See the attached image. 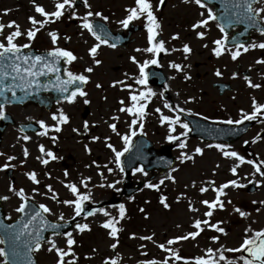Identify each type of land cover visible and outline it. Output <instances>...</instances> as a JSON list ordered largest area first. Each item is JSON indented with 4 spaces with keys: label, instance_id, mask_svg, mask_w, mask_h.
I'll list each match as a JSON object with an SVG mask.
<instances>
[{
    "label": "snow or ice",
    "instance_id": "6c2138e0",
    "mask_svg": "<svg viewBox=\"0 0 264 264\" xmlns=\"http://www.w3.org/2000/svg\"><path fill=\"white\" fill-rule=\"evenodd\" d=\"M165 0H159L160 5H163ZM184 3H190L194 2L196 5H198L202 9H207V19H201L197 23L193 25V30L202 28L208 25L209 21L216 20V15L212 12L210 8L207 7V4L203 2V0H183ZM260 0H243V3H234V8H244V15L241 17L240 13H236L237 19L235 22L242 23L244 21H247L248 24L252 27L258 26V18L261 17V14H264V7L259 8L258 10L253 7L254 4L259 3ZM83 6L88 9L86 14L82 17H77L75 13V7L77 4V0H56L55 3V10L54 11H47L44 6L40 4H36L35 0H33L34 10L35 12L42 18L40 20H37L34 16H30L29 22L32 25V28L28 29L26 32H22L20 29V26L15 22L11 21L7 25L0 23V36L3 37V40H0V95H3L5 91H10L12 93V96H16V88H19L21 91L27 92L28 89H31L33 87L40 89L44 88L45 90H48L49 85L44 84L41 85L39 83V77L42 76H48L49 74H56L55 76V83L52 84V87L55 88L57 91H59L62 94H66L63 96V100L66 101L69 104H73L76 101V98L79 97H86L88 93L84 91V89L81 87L82 85H87L89 83V76L80 73V74H74L72 71L68 69H64V74L67 77V79H61V76L58 74L61 69L59 67L60 61L64 60L66 64H72L74 61L78 59L76 55L73 54L72 51H69L67 49L55 47L51 51H48L46 55H31V54H23L22 49H28L31 47L30 43H25L23 45H18L15 41L17 38L26 35L27 39L29 41H32L36 38L37 33L41 31V29L44 28L45 25L49 23H55L56 21L60 20L62 17L65 16V13L68 12L70 14V17L73 19H80L82 21L80 27L83 30H86L88 33H90L97 43L90 48L89 54L93 59V62L96 66H99L101 61L96 59V56L98 54V49L101 47V45H106L109 48H116L115 43H109V39L105 38L108 36L106 29L103 25L95 24L93 22V17L99 18L101 21H104L105 23L108 21V17L103 15L99 11H92L91 5L89 4V0H82ZM158 10V9H157ZM128 15L126 18L119 21V23L123 26V28L127 29L130 24H132L133 21L139 20L142 17L146 19V30H147V40L149 47L140 49L137 48V52H147L152 54V58L148 60H144L142 63L137 61L136 57H131V60L134 64L137 65L139 70V76L138 77H130L129 79H134V83L136 85L144 86L146 90L135 92L132 91V86L125 83V81H116L112 85L115 87L117 84L124 85L127 87L130 91V106H123L125 104L124 100L120 101V104L122 107L119 109L120 112L126 113L127 115L131 116V122L129 123V132L127 134L121 135V133L118 131L117 124L116 123H109L108 127L112 130L113 133H115L117 136L120 137V139L123 141V149L117 150L111 143H107L106 146L111 149V151L114 153V159L113 161H110V163H115L116 167L118 168L120 173H124L125 168L122 161V157L125 155V153H128L132 147H133V137L137 136V126L139 128V134L145 135L143 129H144V120L148 115L147 108L148 104L151 102L152 97L156 96L157 93L154 92L151 88L147 87L148 80H149V73L146 71L150 66L155 65L157 67H161L158 57L160 53L167 52V49L165 48L164 41L161 39L157 41V36L159 35V32L157 31L160 28V24L157 20V17L153 11V4L150 2V0H135V7H132L130 9H126ZM7 14V12H5ZM201 17L204 16V12L200 13ZM220 28V31L222 33L225 32V29L222 25H218ZM14 29L6 36L4 35V29ZM259 31L261 35H264V27L259 28ZM51 38V41L53 45L57 43V40L59 39L58 34L56 32H49L48 34ZM197 37L199 39H203L205 37L204 32H198ZM70 39V37L66 38ZM172 39H179L178 36H173ZM6 40V43L3 42ZM228 40L227 35L225 34L222 39H217L214 41L216 47L213 49L214 54L219 57L223 54L225 49V44ZM207 47V45H204ZM259 47L260 49H264V43L260 44H251L249 46H245L243 43H237L236 44V50L231 52V58L232 60H236L240 55L241 51L240 49H243V52H248L249 48H256ZM172 51H177V49H172ZM192 51L191 47L187 44L183 46V52L185 53V58H187V54H190ZM256 63L258 64H264V59L257 60ZM170 67L175 69L177 72L182 71V66L180 64L171 63ZM92 67H87L84 69V72L86 73H92L93 72ZM216 76H221V72L219 70L216 71ZM127 75V74H126ZM11 78L12 84L11 85H5V80ZM175 77H172L174 79ZM185 79H191V77L186 76ZM245 79L248 81V86L253 88H260V84H253L250 78L245 77ZM75 85L76 87L69 91L70 86ZM97 88L101 87V85L97 84ZM165 91H167V88H165ZM161 96L164 95V93H160ZM177 96H179V93H177ZM190 100H185L184 103H190ZM57 103H60V100L57 101ZM85 104H88L89 101L87 99L84 100ZM164 108L168 109L169 112H174L175 116L170 117L167 115H164L161 112L160 108H156L155 111L157 113H160L159 119L161 124H167L168 127V136L167 139L169 142H175L179 141V148L180 149H186L187 148V141L186 138L189 134V132L192 131V129L189 127V124L187 122H182L181 115L180 114H187L192 115L189 110L181 107L179 104H176L175 106L167 101L164 102L163 105ZM252 112L251 114L241 112V118L239 120H232L231 118L222 120V121H214V123L219 124H225V125H240L243 124L245 121H255L258 119H261L262 114H264V105H261L256 102L255 99H253L252 104ZM4 118V111L3 106L0 105V119ZM113 120H119V117H112ZM203 119L207 120L208 117H203ZM51 120L55 122L52 126H49L45 123V121L40 120L37 123L39 124V127L43 129L42 132L37 133L40 136H47L49 131H54L56 133H59L62 131L61 126L66 125L70 121V117L64 112L62 108H58L55 113L51 115ZM261 122L264 123V119H261ZM179 126V128L183 129V132H181L179 135H173V133L176 132V127ZM85 131L88 130L89 124L87 121L84 122L83 125ZM95 127V125H93ZM74 132H77V129H73ZM181 137H184L185 139H181ZM259 138V137H258ZM25 141L29 140L30 137L25 135L23 137ZM52 141L55 143L57 140L56 136L51 137ZM100 137H93L94 141H98ZM110 139V137L108 138ZM253 143L256 142L254 139L252 141ZM247 144L248 141H245ZM208 148L215 147L218 149L224 157L226 158H233L234 160L238 161L239 163L235 164L231 168V173L235 176L237 175V169L240 167V165L244 163L251 164L254 168L253 176L256 174H259L261 177H264V170H262V167H264V161H260L257 163L254 160H245L243 156H240L236 151H229L227 150L230 148V145H226L223 143H217V144H208ZM85 148L87 149V145H85ZM90 152V149H87ZM203 149L200 147H197L195 149V154L203 155ZM40 152L43 153L45 156L51 158L52 160L57 159V157L54 155L51 151H45V148L43 145L40 146ZM28 150L27 148L24 149V156H28ZM4 155V153H0V156ZM15 156H9L7 158L8 162H6L2 168H0V171H5L9 169L10 167H14L10 163V161L15 160ZM37 159H41V157H37ZM193 156L188 155L186 152L181 153L180 161L181 163L185 162V160H192ZM41 163L44 165H47L49 163L48 159H41ZM95 163V162H94ZM99 168L100 165H97ZM105 168H107L109 173L113 172L112 168H109L107 165H104ZM219 167V165H217ZM177 171V169L172 168V172ZM133 173H140L144 176H147L148 173L145 171L143 167H136L133 170ZM28 178L34 183L39 184V180L37 179V174L35 172L28 173ZM65 176L68 175L67 172L64 173ZM101 177H103V173H100ZM90 177L84 178L81 180V184L85 189H87L86 192H81L78 186L75 183H68L64 186L71 192L74 199H68L63 201H58L59 203H63L64 205L73 208L74 216L72 217L73 220L76 219V217H80L82 213L85 212V202H89L92 199L91 190L88 189V183L90 182ZM165 180H171L173 183L175 182V178L168 174L164 177V179H161L159 184H153L151 182H148L145 184L146 188L155 189L159 191L160 185L164 184ZM120 181L117 180L114 184H101L99 187H108V188H115L116 184H119ZM210 184L214 185V181L209 182ZM249 183H253V181H249ZM259 184V182H257ZM235 187V188H243L245 185L239 184L237 180H231L227 183L222 184L219 188L213 187V191L216 192V198L215 200L209 202L208 200L202 201V203L209 209V211L205 212L204 215L206 217H211L213 215V211L219 208L220 210L224 209V201L221 199L222 196L227 195L225 192V189L229 187ZM193 187H195V184L193 183ZM48 192L52 193V196L50 197L53 200H58L57 194L53 191L51 185L47 186ZM9 191L13 192L16 196L20 198L23 203L20 204V206L16 209L18 213H25V209L27 207V201L28 197H26L24 189L21 188L18 191L13 187H9ZM118 191V189H117ZM208 191V188L202 187L200 188V192H206ZM35 192V190H34ZM8 196H2L0 197V200H8ZM160 203L163 205L165 209H168L170 206L167 203V197L161 196ZM228 203H231L229 200ZM253 203H257L256 201H253ZM261 204H264V201L260 202ZM42 210V211H41ZM119 210V218L116 217H110V213L105 210L104 208H97L93 209L91 211H88L86 213V217H91L97 214V212L102 213L105 217H110L109 219L104 222L101 227L109 230V236L113 239L117 238V234L121 231L120 228H118L116 225L119 224L120 220H123L125 218V205L120 204L118 205ZM190 211H198V209L194 208L190 204ZM259 210V209H257ZM34 214L31 215L30 219L27 221V223L23 224L22 228L15 232V234L9 233L6 231V234L4 236H0V245H6L10 241L14 245L12 248V255L13 257L16 256H25L27 257V264H33L32 258L30 253L37 252L41 249L43 243H47L49 247L47 248V251L49 253L55 252V255L57 257L56 264H76V254L73 251V246L76 244V240L73 237V232L68 231L66 233H61L60 229L64 227V225L60 223H50L45 217L42 215V213H51V209L48 208L44 204L39 205V210H33ZM141 212L144 211V209H140ZM236 213L239 214L240 217L244 218L248 215V213L242 211L239 207H236L234 209ZM147 218V217H145ZM60 221L64 220V215L61 213L59 218ZM39 220V225L35 227L32 231H27L29 228V225L33 224V222ZM223 222H218L216 224H211L209 220H195L193 227L196 229V231L189 232L185 235L178 236L174 239H169L167 241V245L171 246L173 244L178 243L179 241L193 239L195 240L201 232L204 231V228L202 225H207L211 229L215 230L218 233H221L223 235H227L226 230L220 226V224ZM9 228H12L14 226H8ZM46 228H50L53 230L54 236H60L63 235L66 238V247L62 248L59 247L58 244L54 239H47L43 237L42 233ZM75 229L78 230L80 233H83L84 231L88 230L90 231L88 224H80L76 223ZM27 232V239L23 242V249L18 250L16 247V244L18 241H20L21 236H24ZM252 233L250 236L248 233ZM130 238H136L135 236H132ZM141 240H148L153 241V236H141L139 237ZM213 242L218 243L219 237H212ZM117 243H113L111 245L112 249L117 248ZM165 244L161 243L158 245V247L163 250L166 253H171V256H173L176 260H181L182 257L179 255L177 251L172 249L171 247H168ZM143 247V246H141ZM95 251V250H94ZM241 253L240 256L236 257L235 259L228 258L225 253ZM142 255L147 256V253L142 252ZM246 254V255H245ZM9 253L5 250V248H0V257H6L4 260V264H9V260L7 259ZM67 257H72V259H66ZM206 257L207 258H197L195 260V264H264V229H261L260 231L253 232L251 228L245 230V238L243 239L242 243L239 247L236 248H227L225 246H221L220 248H217L215 250L209 248L206 251ZM171 258V257H169ZM166 258L163 261H156V260H147L143 262V264H168V259ZM12 264H15V261L12 262ZM104 264H118V261L116 259L106 260ZM185 264H188L187 261H185Z\"/></svg>",
    "mask_w": 264,
    "mask_h": 264
},
{
    "label": "rangeland",
    "instance_id": "374dc122",
    "mask_svg": "<svg viewBox=\"0 0 264 264\" xmlns=\"http://www.w3.org/2000/svg\"><path fill=\"white\" fill-rule=\"evenodd\" d=\"M155 1L156 0H150L151 3H155ZM90 2L92 6L99 4L105 8H112L115 11L116 18L124 16L126 9L131 8L135 4V0H91ZM35 3L44 6L47 10H52L53 8L51 0H35ZM33 7V0H0V22L7 24L11 21H15L21 28L28 27V18L30 16L36 17ZM262 7H264V4L259 5L257 10ZM195 11L196 4L194 2L184 4L183 0H169L165 4L163 10H161L159 16L164 21V25L167 26L169 24L170 26H174L172 29L166 28L167 34L176 31L178 34L186 37L188 32H185L181 26L182 22L185 20V18L182 17L188 16L191 19L196 20L197 16L201 13V10L199 9L196 15ZM5 12H7V14H5ZM189 13L194 14L190 15ZM261 15L264 16V14ZM4 31L8 33L10 29L5 28ZM212 31L214 38H218V33L214 30ZM41 33L43 34V38L46 40L47 35L44 34V31ZM259 42H264V35H255L251 44H257ZM58 46L60 48L61 43H58ZM253 50V48H250L248 52L244 53L245 56L242 55L239 58V61L243 68H248L251 71L250 80L253 84H260V90L257 91L254 90L253 87H249L248 81L241 76H237L233 79L232 71L235 68V63H227L225 61L222 63L219 60H216L214 61V66L217 67L219 71H222L221 65L225 67L224 71H226L227 76H225L223 80H229L232 82V91L229 93V97L218 100L214 96V106H189L192 108L197 107V109L205 113L210 111L213 115H216L217 109L224 108L228 110L234 118L238 114L241 115L242 111L244 113L250 111L253 99L258 102L264 101V64L255 63L256 60L264 59V55L257 56L258 54L253 53ZM102 53L103 56H107L108 54L106 50H102ZM118 63L119 61L115 63L114 68H116ZM260 76L263 78L260 79ZM263 103L264 102H262V104ZM220 104L223 106H220ZM13 113L20 119L28 114L25 113L21 115L18 111H14ZM261 127H263V124L256 125L252 128L249 134L238 140L235 144L230 145V148L227 150L236 151L240 156H243L245 160H251L248 156H252L253 160L257 163L264 161V140L257 141L255 138L256 133ZM145 133L151 140L156 142L155 145L157 146V143L161 139L159 134L162 135V133L155 128L154 124L146 126ZM254 139L256 140L255 143L252 142ZM245 141H248V143L246 144ZM197 147L204 150L203 155L195 154V149ZM3 148L5 150H9L11 148V155H20L22 157L26 147L23 142H20L16 138L13 132L9 131L6 134ZM32 152L33 149H31V153ZM182 152H186L188 155L193 156V159L185 160V162L181 163L180 157ZM65 156V165H69L72 161H74L72 153L66 152ZM174 158L176 165L173 168L177 169V171L172 172L171 169L161 175L156 174L151 181L153 183L157 180L164 179V177L168 174H171L175 178L174 183L171 180H165L164 182V186L168 194L167 203L170 207L165 209L162 206L157 205L147 206L146 209L149 211L148 217L143 220L139 219L141 220L140 230L143 231L141 236H153V241H140L143 246L141 251H132L126 246H117L115 250L121 255L118 258L121 263L124 262L122 257L129 255L130 264H143L145 260L140 257L139 254L142 252L148 254V257H145L147 260L161 261L165 252L161 250L158 245L164 243L165 239L168 241L171 238H176L189 232L196 231L193 224L197 219H207L211 224L223 222L220 226L226 230L227 235L217 232V234L213 236L219 237L218 243L212 241V244L208 246L213 250L220 248L222 245L227 248H236L237 245L242 243L245 238L246 229L251 228L253 232L264 229V204L260 203L261 201H264V177H261L259 174L253 176L254 168L251 164L244 163L240 165L237 169V175L234 176L231 173L233 162H235L233 158L224 157L223 154L215 147L208 148L205 145H200L195 142L188 144L186 149H180L177 151ZM29 162L30 159H18L19 164H29ZM217 165H219V167H217ZM145 178L146 177L142 174H134V180L136 182L143 181ZM231 180H237L239 184H243L245 187L235 188L230 186L225 189L227 195L221 197L224 201V209L220 210L217 208L213 211V215L211 217H206L204 213L209 211V209L202 203V201L208 200L211 202L215 200L216 192L212 190L213 187L219 188L222 184ZM211 181L215 182L214 185L209 183ZM249 181H253V183L257 186L256 192L251 195L245 192L246 186L250 184ZM257 182H259V184H257ZM193 183L195 184V187H193ZM120 184L121 182L116 184L115 188L98 186L96 189H92V199L90 202L96 204L100 201L107 200L113 192H117V189L119 190ZM59 186L60 185L56 186L53 190L57 194L58 200L51 199L50 197L52 196V193L48 192L47 189L24 190V192L26 197L35 203L46 204L51 209V213L48 214L49 217L53 220L60 221L58 219L60 214L62 213L64 215V219H68L71 217L72 209L63 203L58 202L71 198L67 193V190L64 187L58 188ZM202 187L208 188V191L201 193L200 188ZM141 192L146 193L147 190L142 189ZM0 196L9 197L6 201L2 200L4 204V211L7 218H14L17 214L16 209L22 201L18 196L9 190L0 189ZM229 200L231 203H228ZM253 201H256L257 203L254 204ZM190 204L192 207L198 209V211H190ZM236 207H239L242 211L248 213V215L244 218L240 217L239 214L234 211ZM217 214H221L222 216H217ZM91 218L92 219L89 221L90 224H95L103 217L97 213ZM142 226L146 228L144 229ZM207 234L209 233H202V235L195 240L188 239L179 241L170 247L177 251L183 259H185V257H197L198 253L201 252V249L196 251L195 247L200 246L202 242H208ZM251 234V232L248 233L249 236ZM51 239H54L59 247L65 248V238L53 237ZM112 244L113 241L107 236H98L96 241L84 242L83 245H85V247L81 249L84 261H82L81 264H102L106 259H108V257H110ZM48 247L49 245L47 243L43 244L41 249L35 253V257L39 264H56L57 257L55 252L49 253L47 251ZM189 254H191V256ZM240 255L241 253L237 255L229 253L228 258L235 259ZM170 257L171 260H168V264H179L176 263V261H173V256L170 255ZM183 259H181L180 264L185 262ZM0 264H3L1 262V257ZM240 264H242V262H240Z\"/></svg>",
    "mask_w": 264,
    "mask_h": 264
},
{
    "label": "flooded vegetation",
    "instance_id": "af4514ba",
    "mask_svg": "<svg viewBox=\"0 0 264 264\" xmlns=\"http://www.w3.org/2000/svg\"><path fill=\"white\" fill-rule=\"evenodd\" d=\"M78 3H81V5H76L75 13L77 17H82L86 14L88 9L83 6L82 0H78L77 4ZM152 4L154 3L152 2ZM132 7H135V4ZM91 10L94 12L99 11L108 17L106 23L97 17H93L92 19L106 25L111 32L112 43L117 45L116 48H109L106 45H101L96 56V59L101 61L99 66L94 64L89 54L90 48L94 46L97 41L90 33L80 27L82 21L80 19L71 18L68 12L55 23H49L46 31L47 38L45 40L47 47L51 45L55 48L58 43H61L63 49L72 51L73 54L78 57V59L70 65L65 63V69L72 71L74 74L83 73L89 76V83L87 85H82V88L88 95L86 97L78 96L73 104H69L66 101L52 103L48 111H44L43 108L36 105L17 108H37L45 123L51 120V115L55 113L58 108H62L70 117V121L68 124L61 126V132L56 133L51 131L52 136L57 137L56 142H53L54 145H60L65 152L70 153H74V151L84 153L86 149L85 145H87V149H90V152L86 149L89 157L99 158L102 154V141L104 140L111 143L117 150H122L124 147L123 141L112 132L108 124L116 123L118 131L123 135L129 132L128 125L132 119L131 116L119 111L122 107L120 104L121 100L125 101L123 105L125 107L131 104L129 89L120 84H117L115 87L112 85L116 81H125L126 84L132 86V91L139 92L146 90L144 86L136 85L134 79H129L130 77L135 78L139 76L138 67L132 62L131 57H136L137 61L142 63L144 60L151 59L152 54L136 51L137 48L144 49L149 47L145 18L142 17L139 20L133 21L132 24L125 29L119 21L126 18L128 15L127 11L124 13V16L116 18L115 11L109 7L105 8L98 4L96 6H91ZM156 10L160 12L156 14ZM153 11L160 24V28L157 30L159 32L157 41L161 39L164 41L167 52L160 53L158 57L161 67L152 65L146 69L149 73L147 87L151 88L157 95L152 97L151 102L148 104V115L143 121L144 132L146 126L152 125L151 119L158 115L155 109L163 106L165 101L174 106L176 104L180 106H198V96L204 98L202 101L204 105H206L205 99L213 101L215 93L214 84L229 82V80H223V78L227 76L223 65H221V76H216L215 71H217L218 68L214 66V60H220L222 63L224 61L229 63L231 60V54L228 51H224L222 55L217 57L214 54V44H211V41L206 40L204 42H199V40L195 38L190 17H182L185 18V20L182 22L181 26L185 32H188V35L183 37L176 31L167 34L166 28L172 29L174 26H170L169 24L166 26L163 24L164 21L159 16L161 10L158 7L153 6ZM195 13L197 14L198 12L195 11ZM196 20H201L199 15ZM212 27L213 23L209 22L207 26L202 28ZM49 32H56L58 34L59 39L55 45H53L48 35ZM173 36H178L179 39H172ZM68 37H70V39H66ZM185 44L189 45L192 49L191 53L187 54V58H185V53L183 52V46ZM204 45H207V47ZM172 49H177V51H172ZM102 50L108 52L107 56H103ZM117 61H119V63L116 68H114ZM171 63L180 64L182 66V71L177 72L175 69L171 68ZM87 67H92L94 69L93 72H84V69ZM186 76L191 77V79H185ZM172 77L175 78L172 79ZM97 84L101 85V87L97 88ZM165 88H167V91H165ZM162 92L164 93L163 96L160 95ZM177 93H179V96H177ZM85 99L89 101L88 104L84 103ZM185 100H190L191 102L186 104L184 103ZM8 109L9 108L3 107V111L7 112L15 123L34 122L39 126L37 123L39 120L36 116L33 118L19 119ZM114 116L119 117V120H113L112 117ZM85 121L89 124L87 131H85L83 127ZM93 125H95V127H93ZM74 128L78 131L74 132ZM8 130L13 131L19 138L25 136L20 134L15 126H9L6 133ZM40 130L41 132L43 131V129ZM137 132V135H140L138 126ZM159 135L161 136V134ZM93 137H100V139L94 141ZM109 137L110 139H108ZM49 142L50 141L45 140L41 145H51V142ZM40 146L38 150H40ZM160 149L161 147L156 148L157 152H159ZM109 152L110 155H114L111 149H109ZM14 161H16V159ZM34 166L28 165L25 168H20L18 164L15 163L12 173L10 174L9 186H13L16 190L21 188L24 190L34 189L37 184H34L27 175L33 172L32 168ZM17 175H23V179L26 183L18 182L16 178ZM49 179L53 180V178ZM38 186L43 185L38 184Z\"/></svg>",
    "mask_w": 264,
    "mask_h": 264
},
{
    "label": "water",
    "instance_id": "95a60500",
    "mask_svg": "<svg viewBox=\"0 0 264 264\" xmlns=\"http://www.w3.org/2000/svg\"><path fill=\"white\" fill-rule=\"evenodd\" d=\"M205 1H207L208 3H215V2H212V1H217V0H205ZM222 2H223V4H221L219 7L221 8V9H223V10H227V6H225L224 4H226L225 2L227 1V0H221ZM227 5V4H226ZM225 14H228V13H225ZM41 55V54H40ZM42 55H46V54H42ZM59 74V73H58ZM60 75V74H59ZM49 76L50 77H52V78H55V76H56V74H49L48 76H42V77H39V78H43V80H48L49 79ZM12 84V81H11V78H9V79H7L6 80V86L7 85H11ZM44 84V83H43ZM45 84H47V83H45ZM48 85V84H47ZM15 91H16V96H18V97H16L15 98V101L17 102V101H20V100H25V99H27V98H30L32 95H35L37 92L36 91H34V89L33 90H31V89H28L27 91H28V93H23V92H21V91H19V89L18 88H16L15 89ZM8 92H10V91H5L3 94H7ZM261 136H264V132H262L261 134H260V137ZM235 139V137H233V138H231L230 139V141H233ZM229 141V142H230ZM170 165V162L168 163V164H166L165 166H164V162L161 160V161H158L156 164H155V166L156 167H162V168H164V167H167V166H169ZM20 220V221H19ZM37 224L39 225V221L37 220ZM25 223H27V220L24 218V219H22L21 220V218H19L16 222H14V223H11V224H6V223H4L3 222V220H1V217H0V236H4L5 234H6V231L7 232H9V233H12V234H15V232H17V231H19L21 228H22V226H23V224H25ZM34 224H36V222H33V224H31V225H29V228H28V230L27 231H32L35 227L33 226V227H31L32 225H34ZM14 226V227H12V228H9L8 226ZM37 225V226H38ZM53 232V230L52 229H50V228H46L44 231H43V233H42V235H43V237L44 238H46V234H48V233H52ZM28 237H27V232L25 233V235L24 236H21V238H20V241H18L17 242V244H16V247L18 248V250H22L23 249V242L25 241V239H27ZM13 244L11 243V241L8 243V244H6V245H3V248H5V250L9 253V255H8V257H7V259L12 263L13 261H15V264H27V257H25V256H23V255H21V256H16V257H13V255H12V248H13ZM31 255V254H30ZM31 258H32V256H31ZM32 262H33V264H35L34 263V261H33V258H32Z\"/></svg>",
    "mask_w": 264,
    "mask_h": 264
}]
</instances>
